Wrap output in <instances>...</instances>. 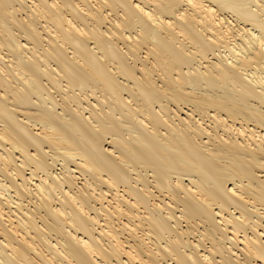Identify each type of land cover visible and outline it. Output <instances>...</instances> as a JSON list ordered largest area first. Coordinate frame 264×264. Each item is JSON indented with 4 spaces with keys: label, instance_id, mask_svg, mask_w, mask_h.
<instances>
[{
    "label": "bare ground",
    "instance_id": "bare-ground-1",
    "mask_svg": "<svg viewBox=\"0 0 264 264\" xmlns=\"http://www.w3.org/2000/svg\"><path fill=\"white\" fill-rule=\"evenodd\" d=\"M247 1L0 0V264H264Z\"/></svg>",
    "mask_w": 264,
    "mask_h": 264
},
{
    "label": "rangeland",
    "instance_id": "rangeland-1",
    "mask_svg": "<svg viewBox=\"0 0 264 264\" xmlns=\"http://www.w3.org/2000/svg\"><path fill=\"white\" fill-rule=\"evenodd\" d=\"M259 1H260V0H259ZM247 3H248V4H247ZM247 3H246V5H248L247 8L252 9V10H257V6H256L255 2H252L251 0H248ZM253 5H254V6H253ZM225 14H226L227 16L231 17V18H235V17H233L232 12H230V11H228V12L226 11ZM230 15H231V16H230ZM263 17H264V16H263Z\"/></svg>",
    "mask_w": 264,
    "mask_h": 264
}]
</instances>
